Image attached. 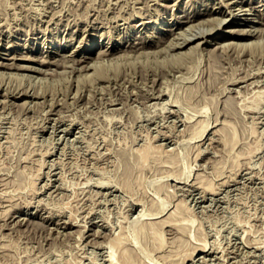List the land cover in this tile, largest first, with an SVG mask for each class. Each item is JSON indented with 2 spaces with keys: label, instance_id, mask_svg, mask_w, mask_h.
<instances>
[{
  "label": "rangeland",
  "instance_id": "374dc122",
  "mask_svg": "<svg viewBox=\"0 0 264 264\" xmlns=\"http://www.w3.org/2000/svg\"><path fill=\"white\" fill-rule=\"evenodd\" d=\"M110 1L0 0V192H6L3 194L5 205L0 202V248L3 249L0 263L109 264L110 250L106 242L119 234L124 237L122 245L128 244L138 253V264H172L174 261L180 264L184 258L187 264H202L203 260V264H264V13L259 15L257 10L251 9L239 13L237 16L249 15L256 19V33L247 38H225L226 29L234 24L226 26L223 17L231 14L236 6L226 5L228 0H113L116 4ZM257 3L264 0L243 2L244 7ZM194 6H206L213 12L205 16L207 26L203 27V36L199 34L200 37L190 43L210 41L201 42L199 48L192 50L199 49L197 53L189 54L188 44L172 49L166 46L179 40L181 31L184 33L176 27L180 22L162 36L163 43L140 48V40L147 38L157 23L166 27L167 21H180L182 10H191ZM208 18L218 24L209 23ZM219 19L223 22L219 23ZM239 27L245 28L243 24L235 25V29ZM101 32L104 33L101 35ZM174 34L179 37L176 39ZM105 39L112 43L120 40L119 53L101 55L96 50L82 62L85 46L89 42H96L97 46ZM222 41L227 42L226 46ZM240 42H246L249 48ZM132 43L134 46L130 45ZM221 43L224 48L218 47ZM46 45H55L59 53L46 55L41 51ZM159 46L170 52H161ZM130 48L134 49H131L133 54ZM179 50L184 60H178L183 57L178 54ZM185 50L188 52L183 54ZM150 53L153 56L148 57ZM21 54H26L27 59ZM93 60L95 66L99 65L97 68L92 65ZM70 61L75 62L69 64ZM177 62L183 63L179 67ZM72 63L76 66L72 67ZM177 67L178 70H174ZM252 79L255 80L251 82ZM260 89H263L262 94ZM143 147L150 148V155L147 153L144 160L139 158L143 157ZM163 157L171 158V162L164 159L169 165L164 164V160L159 161ZM168 169L175 173L172 175ZM180 175L184 179H180ZM124 179L132 184L127 189ZM202 179H207L208 183ZM192 180L195 184L190 182ZM210 181L214 186L209 188L211 191L216 186L214 194L203 192L197 186L206 187ZM12 185L15 189L23 188V192L17 189L13 193ZM7 194L18 197L12 200ZM177 205L184 207V212H177ZM144 210L157 216L151 217ZM170 211L177 213H173L178 216L175 224L182 227L172 225L176 221L173 214H170L172 222L165 217ZM152 219L160 223L166 221L162 225H151L163 229L166 243L163 248H156L157 236L150 227ZM141 224L144 230L138 234L136 229ZM83 228L87 229L85 233ZM3 239L10 249L3 245ZM252 244L258 248L253 245V249ZM198 246L205 247V252L196 255L195 261L189 259ZM166 249H170L171 254ZM192 250L195 253H190ZM162 252L163 257L168 255L165 259L156 256Z\"/></svg>",
  "mask_w": 264,
  "mask_h": 264
},
{
  "label": "bare ground",
  "instance_id": "6f19581e",
  "mask_svg": "<svg viewBox=\"0 0 264 264\" xmlns=\"http://www.w3.org/2000/svg\"><path fill=\"white\" fill-rule=\"evenodd\" d=\"M118 1H119V0H118ZM136 1H138V0H136ZM136 1H135V2H136ZM190 1H191V0H190ZM193 1H195V0H193ZM213 1H215V0H213ZM218 1H220V0H218ZM221 1H222V0H221ZM244 1H245V0H228L227 2H225L226 5H229V4H234V5H236V6L234 7L235 9L232 8V9H233V10H232L233 12H232L231 14H229L227 17H223V18H224V21H227V22L225 23L226 26H230L231 24H234V26H231L229 29H226V30H227V33L225 34V36H226L225 38H227V37H231V36H234V37H240V38H247V37L253 36V35L256 33L255 30H257V28L255 27L256 25L254 26V24H255V22H256V19H255V18H252V17L249 16V15H248L247 17H245V16H244V17H240V16H237V15H238L239 13H242V12L244 13V12H246L248 9H249V10H250V9H251V10H257V12H259V15H262V14L264 13V11H263V10H264V3H257V4L252 5L251 7H250V6H249V7H248V6H247V7H244V4H243ZM108 2H109V1H108ZM110 2H112L113 4L115 3L113 0L110 1ZM116 2H117V0H116ZM147 2H150V1H147ZM154 2H156V1H154ZM180 2H181V1H180ZM186 2H187V1H186ZM191 2H192V1H191ZM199 2H200V1H199ZM201 2L203 3V1H201ZM157 3H158V2H157ZM176 3H177V2H175V4H176ZM187 3H188V2H187ZM209 3H210V1H209ZM211 3H212V2H211ZM218 3H219V2H218ZM221 3H222V2H221ZM223 3H224V2H223ZM107 4H110V3H107ZM115 4H116V3H115ZM192 4H193V3H192ZM206 4H207V3H206ZM173 5H174V3H173ZM190 5H191V4H190ZM190 5H189V6H190ZM194 5H196V4H194ZM200 5H202V4L200 3ZM200 5H199V6H200ZM217 5H218V4H217ZM217 5H215V6H217ZM219 5H220V4H219ZM219 5H218V6H219ZM224 5H225V4H224ZM199 6H194L193 9L191 8V10H188V8L184 9V7H183L182 9H184V10H182V12H181V14H180V21H175V22H173V21L170 19L171 21H169V22L167 21V22H166V25H167L166 27H165V26L163 27V26L160 25V23H157V22H156L157 25H156V27H154V30L151 31V33H150L149 35L145 34V35H147V38H143L142 40H140V38H139L140 43H141L140 48H146V47L149 48V47L152 46V45L155 46L156 43H157V42L160 43V41L163 43V41L160 40V39L162 38V36L165 35L168 31L170 32V30L172 29V26H173L176 22H177V24H178V22H180V26H176V27H178V28L180 27V30L183 29V32H184V33H182V31H181V32H180V39H179V40H176V41H174V36H175V34H174V36H173V41H174V42H170L171 40L169 41V39H166V40H168V42H170V44H168V45L166 44V46L171 47V49H172V48H179V47L182 48L183 46H186V45L188 44L186 49L189 51V54H191L190 52H192L193 54H194V53H197L199 49L196 50L197 52H195V51L193 52L192 50L197 49V47L199 48L200 46H198V45H199L201 42L209 43L210 41L204 39L205 41H204V40H202V41L200 40V41H198V42L196 41V42H197L196 45H193V44H190V43H193L196 39H198V38L200 37V35L203 36V35L201 34V32H203V29H204L203 27H204V25L207 24L206 21H205V20H207V18H206L205 16H206V15H207V16L210 15V13L213 14L212 10L210 11L206 6H204L205 8H201V7H199ZM207 6H208V4H207ZM230 6H232V5H230ZM261 6H263V7H261ZM190 7H191V6H190ZM210 7H211V6H210ZM218 8H219V7H218ZM224 8H225V7H224ZM227 9H228V8H227ZM215 10H216V8H215ZM229 10H230V9H229ZM221 11H222V10H221ZM223 11H224V9H223ZM230 11H231V10H230ZM255 12H256V11H255ZM228 13H229V12H228ZM221 14H222V13H221ZM221 14H220V15H221ZM263 15H264V14H263ZM138 16H140V15H138ZM172 16H173V15H172ZM214 16H215V15H214ZM214 16H213V17H214ZM242 16H243V15H242ZM213 17H210V16H209V18H213ZM221 17H222V16H221ZM221 17H220V18H221ZM171 18H172V17H171ZM209 18H208V21H209ZM218 18H219V17H216V18H213V19H218ZM259 18H260V16H259ZM259 18H258V19H259ZM178 19H179V18H178ZM178 19H176V20H178ZM258 19H257V20H258ZM263 19H264V16H263ZM263 19H262V20H263ZM90 21H91V20H90ZM90 21H89V22H90ZM144 21H145V20H144ZM211 21H212V20H211ZM211 21H209V23H210ZM216 21H217V20H216ZM218 21H219V23H222V22H223V21L220 22V19H219ZM140 22H142V20H140ZM140 22H138V24H139ZM146 22H147V21H146ZM212 22H213V21H212ZM239 22H242V23H239ZM259 22H260V21H259ZM87 23H88V22H86V25H87ZM90 23H91V22H90ZM92 23H93V21H92ZM161 23H162V22H161ZM215 23H217V22H213V24H215ZM260 23H261V22H260ZM263 23H264V20H263ZM142 24H143V23H142ZM144 24H145V23H144ZM146 24H147V23H146ZM217 24H218V23H217ZM238 24H243V25L245 26V28H240V27H239L238 29H237V28L235 29V25H238ZM0 25H1V24H0ZM149 25H150V24H149ZM211 25H212V24H211ZM91 26H92V25H91ZM95 26H97V25H95ZM135 26H136V25H135ZM135 26H134V27H135ZM174 26H175V25H174ZM205 26H207V25H205ZM217 26H218V25H217ZM219 26H220V24H219ZM219 26H218V27H219ZM260 26H261V25H260ZM260 26H259V28H260ZM86 27H87V26H86ZM210 27H212V26H210ZM210 27L208 26V28H210ZM213 27H214V26H213ZM90 28H91V27H90ZM96 28H97V27H96ZM144 28H145V27H144ZM146 28H147V27H146ZM208 28L206 27V30H207ZM215 28H216V25H215V27H214L213 29H215ZM263 28H264V27H263ZM84 29H85V27H84ZM99 29H100V28H99ZM140 29H141V28H140ZM156 29L160 30L161 33L158 34V32H160V31H156ZM0 30H1V29H0ZM100 30H101V29H100ZM222 30H223V29H222ZM224 30H225V29H224ZM259 30H260V29H259ZM139 31H140V30H139ZM174 31H175V30H174ZM174 31H173V32H174ZM208 31H210V30L208 29ZM211 31H213V30H211ZM211 31H210V32H211ZM262 31H263V30H262ZM81 32H82V31H81ZM210 32H209V33H210ZM258 32H259V31H258ZM258 32H257V33H258ZM263 32H264V31H263ZM83 33H84V32H83ZM102 33H104V32H101V35H102ZM205 33H207V32H205ZM205 33H204V34H205ZM260 33H262V32H260ZM171 34H172V33H171ZM178 34H179V33H178ZM199 34H200V35H199ZM86 35H87V34H86ZM97 35H98V33H97ZM104 35H105V34H104ZM222 35H223V34H222ZM10 36H11V34H10ZM10 36H9V37H10ZM32 36H33V35H32ZM84 36H85V35H84ZM111 36H112V35H111ZM176 36H177V35H176ZM176 36H175V37H176ZM92 37H93V36H92ZM103 37H104V36H103ZM112 37H113V36H112ZM140 37H141V36H140ZM142 37H143V36H142ZM178 37H179V36H178ZM178 37H176V39H177ZM220 37H221V36L219 35L218 38H220ZM222 37H223V36H222ZM256 37H257V36H256ZM0 38H1V37H0ZM166 38H167V37H166ZM170 38H171V36H170ZM251 38H252V37H251ZM112 39H113V38H112ZM202 39H203V38H202ZM36 40H37V39H36ZM81 40H82V39H81ZM237 40H238V39H237ZM245 40H246V39H245ZM30 41H31V40H30ZM32 41H33V40H32ZM136 41H137V40H136ZM216 41H217V40H216ZM227 41H228V40H227ZM234 41H235V40H234ZM234 41H231L230 43H233ZM251 41H252V40H250V43H251ZM7 42H8V41H7ZM16 42H18V41H16ZM131 42H132V40H131ZM218 42H219V41H218ZM222 42H223V41H222ZM228 42H229V41H228ZM237 42H238V41H237ZM237 42H236V43H237ZM248 42H249V41H248ZM253 42H254V41H253ZM2 43H3V42H2ZM11 43H12V42H11ZM49 43H50V41H49ZM51 43H52V42H51ZM77 43H79V42H77ZM120 43H121L120 40H117V43H114V42L112 43V41H110V40H107V41H106V39H105V41L101 40V44H98V45L96 46V42H95V44H94V42H89V44L85 46L86 48H85L84 51H83V54H82V56H83L82 62H83V61H86V59L89 58L88 56H90V53H93V52L96 51V50H97L96 53H100L101 55H108V54H111L112 52L115 53V51H117L118 49H120V47H119ZM136 43H137V42H136ZM136 43H135V44H136ZM162 43H161V44H162ZM215 43H216V42H215ZM219 43H220V42H219ZM223 43L225 44V43H227V42H223ZM243 43H244V44H242V43L240 42V44H242V45H245V44H246V46H247V43H246V42H243ZM250 43H249V44H250ZM21 44H22V43H21ZM122 44H123V43H122ZM133 44H134V43H132V44H130V45H133ZM137 44H138V43H137ZM216 44H217V43H216ZM234 44H235V43H234ZM234 44H232V45L230 44V46H234ZM238 44H239V43H238ZM9 45H10V44H9ZM12 45H14V44H12ZM159 45H160V44H159ZM202 45H203V44H202ZM221 45H222V43H221L218 47H219V48H220V47L224 48V46H226V44H225L224 46H221ZM228 45H229V44H228ZM228 45H227L226 48L229 49L230 46L228 47ZM7 46H8V45H7ZM10 46H11V45H10ZM19 46H20V45H19ZM67 46H68V45H67ZM76 46H78V45L76 44ZM133 46H134V45H133ZM154 46H152V47H154ZM164 46H165V43H164ZM235 46H236V44H235ZM249 46H250V45H249ZM23 47H24V46H23ZM127 47H128V46H127ZM136 47H138V46H136ZM159 47H160V46H159ZM240 47H241V46H240ZM240 47L238 46L239 50H240ZM247 47H248V46H247ZM9 48H10V47H9ZM11 48H12V47H11ZM65 48H66V47H65ZM74 48H75V47H74ZM161 48H163V46H161L160 49H161ZM214 48H215V47H214ZM232 48H233V47H232ZM232 48H231V49H232ZM236 48H237V47H236ZM244 48H245V47H244ZM248 48H249V47H248ZM42 49H43V50H41V51H42V52L44 51L45 53H47L46 55L58 54V53H59V50H58L57 47H55V45H46V46H44ZM75 49H76V48H75ZM99 49H100V50H99ZM131 49H133V48H130V51H131ZM135 49H136V48H135ZM137 49H139V48H137ZM153 49H154V48H153ZM168 49L170 50V48H168ZM73 50H74V49L72 48V51H73ZM79 50H80V49H79ZM79 50H78V51H79ZM98 50H99V52H98ZM133 50H134V49H133ZM144 50H147V49H144ZM151 50H152V49H151ZM155 50H156V48H155ZM155 50H153V51H155ZM158 50H159V49H157V51H158ZM165 50L167 51V48L161 49V52H162V51H165ZM187 50H185V51L183 52V54H184L185 52L187 53V52H188ZM202 50H203V49H202ZM217 50H218V48L216 49V51H217ZM224 50L228 51L227 49H223V50L221 49V51H224ZM241 50L243 51V48H241ZM247 50H248V49H247ZM31 51H32V50H31ZM125 51H126V50H125ZM139 51H140V50H139ZM181 51H182V50H179V53H178L179 55H182V54H181V53H182ZM219 51H220V50H219ZM226 51H225V52H226ZM29 52H30V51H29ZM64 52H65V51H64ZM70 52H71V51H70ZM70 52H69V53H70ZM79 52H80V51H79ZM79 52H78V53H79ZM117 52H118V51H117ZM117 52H116V53H117ZM121 52H122V51H120V53H121ZM142 52H143V51H142ZM145 52H148V51H145ZM167 52L169 53L170 51H167ZM172 52H173V51H172ZM176 52H178V51H176ZM176 52H174V53H176ZM200 52H201V51H200ZM225 52H224V53H225ZM40 53H41V52H40ZM40 53H39V54H40ZM45 53H44V56H45ZM74 53H75V52H74ZM118 53H119V52H118ZM122 53H125V52H122ZM122 53H121V54H122ZM127 53H129V52H127ZM139 53H140V54H139ZM148 53H149V52H148ZM154 53H155V52H154ZM158 53H160V52H158ZM164 53H165V52H164ZM243 53H245V52H243ZM41 54H42V53H41ZM61 54L63 55V53H61ZM66 54H67V53H66ZM66 54H65V55H66ZM80 54H81V53H80ZM100 54H99V55H100ZM131 54H133L132 51H131ZM142 54H143V53L138 52V55H139V56L142 55ZM144 54H146V53H144ZM151 54H152V53H150V55L147 54V55H149L148 57L153 56V55H151ZM166 54H167V53H166ZM172 54H173V53H172ZM172 54H169V55H172ZM189 54H188V55H189ZM241 54H242V52H241ZM13 55H14V54H13ZM21 55H22V54H21ZM65 55H64V56H65ZM68 55H70V54H68ZM71 55H72V54H71ZM96 55L99 56L98 54H96ZM101 55H100V57H101ZM112 55H113V53H112ZM118 55H119V54H117V57H119ZM124 55H125V54H124ZM129 55H130V54H129ZM129 55H128V56H129ZM134 55H135V54H134ZM155 55H156V54H154V56H155ZM179 55H178V56H179ZM185 55H186V54H185ZM191 55H192V54H191ZM15 56H16V55H15ZM25 56H26V54H25ZM25 56L22 55V57H24L25 59H27L28 56H27V57H25ZM29 56H30V55H29ZM73 56H74V55H73ZM82 56H81V58H82ZM97 56H96V57H97ZM113 56H114V55H113ZM113 56H112V58H114ZM126 56H127V55H126ZM126 56H124V57H126ZM142 56H143V55H142ZM174 56H175V55H173V57H174ZM178 56H177V57H178ZM182 56H183V55H182ZM189 56H190V55H189ZM189 56H187V57H189ZM9 57H10V56H9ZM12 57H13V56H12ZM19 57H20V56H19ZM31 57H32V58H35V57H33V56H31ZM31 57H30V60L32 59ZM37 57H38V56H37ZM70 57H71V56H70ZM100 57H99V58H100ZM120 57L124 59V57H122V56H120ZM129 57H132V56L130 55ZM134 57H135V56H134ZM136 57H137V54H136ZM144 57H145V56H144ZM170 57H172V56H170ZM180 57H181V56H180ZM180 57H178V60H180V59L184 60V59H185V56H183L182 58H180ZM16 58H17V57H16ZM20 58H21V57H20ZM39 58H41V57H39ZM57 58H58V57H57ZM64 58H66V57H64ZM64 58H62V59L64 60ZM73 58H75V57H73ZM91 58H92V57H91ZM104 58H105V60H107V59H106L107 56H106V57L104 56L103 59H104ZM109 58H110V57H109ZM174 58H175V57H174ZM12 59H13V58H12ZM36 59H37V58H36ZM42 59H43V56H42ZM42 59H40V60H42ZM47 59H48V58H47ZM54 59H55V58H54ZM54 59H53V60H54ZM60 59H61V56H60ZM69 59H70V58H69ZM79 59H80V58H78V60H79ZM175 59H176V58H175ZM33 60H34V59H33ZM37 60H38V59H37ZM40 60H38V61H40ZM44 60H45V59H44ZM58 60H59V59H58ZM58 60H55L54 62H56V61H58ZM63 60H62V61H63ZM65 60H67V59H65ZM71 60H72V59H71ZM78 60H77V61H78ZM87 60H88V59H87ZM96 60H97V61H96ZM105 60H104V61H105ZM112 60H113V59H112ZM114 60H115V59H114ZM116 60H118V59H116ZM182 60H181V61H182ZM35 61H36V60H35ZM95 61H96V62H99L98 59H95ZM107 61H108V60H107ZM107 61H106V62H107ZM1 62H2V61H1ZM48 62H49V61H48ZM50 62H51V61H50ZM50 62H49V63H50ZM58 62H59V63H58ZM58 62H57V63H58V66H59V65L61 66L60 60H59ZM67 62H68V60H67ZM71 62L74 63L75 61H70L69 64H70ZM80 62H81V61H80ZM91 62H92V61H91ZM91 62H88V63L91 64ZM96 62L94 63V60H93V64H92V65L95 66ZM101 62L103 63V61H100V64H101ZM108 62H109V61H108ZM64 63L66 64L65 61H64L62 64L64 65ZM73 63H72V64H73ZM76 63H78V62H76ZM84 63H85V62H84ZM177 63H179V62H177ZM181 63H183V62H181ZM181 63L178 64L179 67H180V65H182ZM2 64H3V63H2ZM2 64H1V65H2ZM8 64H9V63H8ZM12 64L15 65L16 63L14 64V62H12ZM43 64H44V62H43ZM55 64H56V63H55ZM69 64H67V65L70 66ZM72 64H71V66L73 67L75 64H73V65H72ZM86 64H87V62H86ZM4 65H5V63H4ZM13 65H11V63H10V66H13ZM45 65H46V64H45ZM48 65H50V64H48ZM51 65H52V63H51ZM78 65H79V64H78ZM81 65H82V67H83V64H81ZM87 65H89V64H87ZM92 65H90V66H92ZM8 66H9V65H8ZM17 66H19V68H20V65L17 64ZM52 66H53V65H52ZM55 66H56V65H55ZM71 66H70V67H71ZM75 66H76V65H75ZM84 66H85V65H84ZM90 66H89V67H90ZM98 66H99V65L97 64L95 67L97 68ZM5 67H6V65H5ZM26 67H27V66H26ZM31 67H32V66H31ZM31 67L29 66V69H31ZM37 67H38V66H37ZM37 67H36V68H37ZM63 67L66 68V65L63 66ZM72 67H71V68H72ZM80 67H81V66H80ZM82 67H81V68H82ZM182 67L184 68V64H183ZM17 68H18V67H17ZM22 68H23V65H22ZM22 68H21V69H22ZM27 68H28V67H27ZM27 68H25V69H27ZM38 68H40V67H38ZM50 68L52 69L51 66H50ZM68 68H69V67H68ZM86 68H87V67H86ZM170 68H171V67H170ZM172 68H173V67H172ZM29 69H28V70H29ZM40 69H41V68H40ZM51 69H50V70L48 69L49 71H48V70H47V71L51 73V72H52ZM55 69H57V68H55ZM83 69H84V68H83ZM91 69H92V68H91ZM38 70H39V69H38ZM41 70H42V69H41ZM41 70H39V72H40ZM62 70H63V69H62ZM66 70H68V69H65V71H66ZM72 70H73V68H72ZM74 70H76V68H75ZM85 70H86V69H84V71H85ZM94 70H95V69H94ZM174 70H178V67H177L176 69H174ZM174 70H173V71H174ZM45 71H46V70H45ZM47 71H46V72H47ZM65 71H64V72H65ZM68 71H69V70H68ZM68 71H66V72H68ZM78 71H79V73H81L80 70H79V67H78ZM168 71H170V70H168ZM180 71H181V70H180ZM3 72H4V71H3ZM6 72H7V71H6ZM8 72H9V71H8ZM8 72H7V75H8ZM11 72H13V71H11ZM41 72H44V71H41ZM41 72H40V73H41ZM46 72H45V74H46ZM54 72H55V71H54ZM54 72H53V73H54ZM60 72H63V71L60 70ZM75 72H76V71H75ZM174 72H175V71H174ZM4 73H5V72H4ZM14 73H15V72H14ZM71 73H72V72H71ZM79 73H78V74H79ZM86 73H87V71H86ZM86 73H85V74L82 73V74L85 76ZM147 73H148V72H147ZM153 73H154V75H155V72H153ZM157 73H158V72H157ZM157 73H156V74H157ZM171 73H172V72H171ZM176 73H177V72H176ZM1 74H2V73H1ZM5 74H6V73H5ZM11 74H12V73H11ZM11 74H9V75H11ZM22 74H23V73H22ZM35 74H36V73H35ZM48 74H49V73H48ZM145 74H146V73H145ZM159 74H160V73H159ZM173 74H174V73H173ZM25 75L28 76V75H30V74H28V75L25 74ZM253 75H254V74H253ZM255 75H256V74H255ZM257 75H258V74H257ZM22 76H23V75H22ZM34 76H35V75H34ZM43 76H44V75H43ZM24 77H25V76H24ZM97 77L99 78L98 75H97L95 78L97 79ZM100 77L102 78V76H100ZM250 77H251V76H250ZM250 77H248V78H250ZM257 77H258V76H257ZM32 78H33V76H32ZM101 78H100V79H101ZM103 79H104V78H103ZM106 79H107V78H106ZM106 79H105V80H106ZM245 79H246V78H245ZM256 79H257V78H256ZM94 80H95V79H94ZM254 80H255V79H254ZM254 80L252 79V81H251V80H250V81L253 82ZM258 80H259V77H258ZM258 80H257V81H258ZM260 80H261V79H260ZM108 81H109V80H108ZM261 81H262V80H261ZM97 82H98V81H97ZM258 82H259V81H258ZM255 83H256V82H255ZM261 83H262V82H261ZM246 84H247V83H246ZM248 84H249V83H248ZM257 84H258V83H257ZM257 84H256V85H257ZM259 84H260V83H259ZM260 86H262V85H260ZM232 89H233V88H232ZM234 89H235V88H234ZM234 89H233V90H234ZM27 90H28V89H27ZM229 90H230V89H229ZM262 90H263V89H262ZM262 90H261V89L259 90L260 94L264 93V90H263V92L261 93ZM3 91H4V90H3ZM13 91H14V90H13ZM17 91H18V90H17ZM257 91H258V90H257ZM9 92H10V91H9ZM11 92H12V91H11ZM23 92H24V90H23ZM26 92H27V91H26ZM32 92H35V91H32ZM157 92H158V91H157ZM159 92H160V91H159ZM1 93H2V92H1ZM3 93H4V92H3ZM3 93H2V94H3ZM12 93H13V92H12ZM14 93H15V92H14ZM20 93H21V92H20ZM37 93H38L37 95H39V92H37ZM75 93H76V91H75ZM161 93H162V92H161ZM161 93H160V94H161ZM2 94H1V95H2ZM7 94H8V92H7ZM7 94H6V95H7ZM23 94H24V93H23ZM26 94H28V93H26ZM30 94H31V95L33 94V96L36 95V94H34V93H31V92H30ZM3 95H4V94H3ZM10 95H11V94H10ZM14 95H15V94H14ZM14 95H13V96H14ZM151 95L153 96V94H151ZM157 95H158V94H157ZM161 95H162V94H161ZM163 95H164V94H163ZM16 96H17V95H16ZM22 96H23V95H22ZM33 96H32V97H33ZM42 96H43V95H42ZM78 96H79V95H78ZM78 96H77V98H79ZM80 96H81V95H80ZM147 96H148V95H147ZM5 97H8V96H5ZM32 97H31V98H32ZM37 97H39V96H37ZM155 97H156V96H155ZM160 97H161V96H160ZM162 97H163V96H162ZM23 98H24V97H23ZM152 98H153V97H152ZM36 99H37V98H36ZM158 99H159V98H158ZM7 100H9V99H7ZM26 100H27V99H25V101H26ZM31 100H32V99H31ZM154 100H155V99H154ZM9 101H10V100H9ZM32 101H33V100H32ZM32 101H31V102H32ZM111 101H112V100H111ZM146 101H147V100H146ZM7 102H8V101H7ZM34 102H35V101H34ZM36 102H37V101H36ZM111 103H112V102H111ZM111 103H109V104H111ZM113 103H115V102H113ZM25 104H27V103L25 102ZM24 107H25V106H24ZM28 107H29V106H28ZM173 112H174V111H173ZM173 114H174V113H173ZM180 118H181V117H180ZM182 119H184V118H182ZM182 119H181V120H182ZM182 121H183V120H182ZM186 121H187V120H186ZM186 121H185V122H186ZM180 123H181V122H180ZM182 123L185 124L184 122H182ZM70 124H71V123H70ZM53 125H54V124H53ZM53 125H52V126H53ZM70 126H71V125H70ZM187 126H188V123H187ZM184 127H185V126H184ZM184 127H183V128H184ZM56 128H57V127H56ZM64 128L67 129V127H63V129H64ZM68 128H69V127H68ZM58 129H60V128H58ZM63 129H61L62 132H63ZM66 129H65V130H66ZM71 129H72V128H71ZM180 129H182V128H180ZM184 129H185V128H184ZM54 130H55V129H54ZM56 130H57V129H56ZM69 131H70V130H69ZM71 131H72V130H71ZM64 132H65V131H64ZM163 135L165 136V134H163ZM162 138H163V137H162ZM164 143H165V142H164ZM165 144H166V143H165ZM148 146H149V145H148ZM146 147H147V146H146ZM146 147H143V148H144L143 150H145V151L142 150V154H143V155L141 154V152L139 153V154H141V155L143 156V157H139V158H143V160L146 159V158L150 155V153L148 152V151L150 150V148H149V147L146 148ZM147 149H148V150H147ZM161 150H162V152H163V149H162V148H161ZM140 151H141V150H140ZM48 153H49V152H48ZM147 153H148V156H147ZM48 155H49V154H48ZM158 158H160V157H158ZM161 158H162V157H161ZM164 159H168V158H166V157L164 158V157H163V159H162V160L159 159V161L164 162V161H165ZM170 159H171V158H170ZM170 159H168V160H170ZM163 160H164V161H163ZM166 161H167V160H166ZM166 161H165L164 164H166ZM170 162H171V160H170ZM160 164H162V163L160 162ZM166 165H169V164H166ZM166 165H165V170L167 171V169H166L167 166H166ZM162 167H163V166H162ZM168 168H169V167H168ZM168 170H169V172L171 171V169H168ZM171 172H173V173H171L172 175L175 173L174 171H171ZM168 174H169V173H168ZM181 174H182V173H181ZM197 174H198V173H197ZM169 175H170V174H169ZM198 175H199V174H198ZM198 175H197V176H198ZM186 176H187V175H186ZM186 176L184 175V177H186ZM195 176H196V175H195ZM187 177H188V176H187ZM182 178H183V177L180 175V179H182ZM193 178H195V177H193ZM198 178H199V176H198ZM198 178L196 177V179H198ZM3 179H4V178H3ZM125 179H126V178H125ZM125 179H124V180H125ZM171 179H172V178H171ZM175 179H176V178H175ZM183 179H184V178H183ZM199 179H200V178H199ZM199 179H198V180H199ZM124 180H122V181L124 182ZM198 180H197V181H198ZM200 180H201V179H200ZM202 180L206 182L207 179H206V180H205V179H202ZM1 181H2V178H1ZM1 181H0V185L2 184ZM125 181L128 183V185H127V183H124V184H123V182H122V184H123V185H127V186H128V187L126 186V189H127V188H129L131 182H130V184H129L128 180H125ZM173 181H174V180H173ZM181 181H182V180H181ZM181 181H180V182H181ZM193 181H194V180H192V181H190V182H192V183L195 184V181H194V182H193ZM203 181H201V182H203ZM207 181H208V180H207ZM182 182H183V181H182ZM201 182H198V183L204 185V183H201ZM210 182H211V181H210ZM210 182H209V184H210ZM4 183H5V182H4ZM6 183L9 184V182H6ZM10 183H12V182H10ZM15 183H16V182H14V185H15ZM176 183H177V182H176ZM176 183H175V184H176ZM206 183H208V182H206ZM217 183H218V182H217ZM7 184H4L6 188L9 186V185H7ZM48 184L50 185V183H48ZM209 184H208L206 187L203 186V187H204V188H203L202 186H199V185H197V183H196V185H197L198 187H200V188H202V189L204 190L203 192H207V191L209 192V191H210L211 193H213V192L216 190V186H215V188H212V189H214V191H211V189H209V188H211V187L213 186V185H212V182H211L210 186H209ZM6 185H7V186H6ZM18 185H19V184H18ZM131 185H132V184H131ZM205 185H206V184H205ZM211 185H212V186H211ZM214 185H215V184H214ZM12 186H13V185H12ZM12 186H11V187H12ZM16 186H17V185H16ZM19 186H20V185H19ZM19 186H18V187H19ZM44 186H45V185H44ZM47 186H48V185H46V187H47ZM20 187H21V186H20ZM20 187L15 189V187L13 186L14 190H12L13 188L10 189V190H11V191H14L13 193H15V190H17V189H20V190H21V189H22V192H23V188H20ZM123 187H124V186H123ZM213 187H214V186H213ZM0 188H1V187H0ZM2 188L4 189V187H2ZM8 188H9V187H8ZM180 188H181V187H180ZM182 188H185V187H182ZM187 188H189V187H187ZM196 188H197V187H196ZM3 189H2V190H3ZM55 189H56V188H55ZM194 189H195V188H194ZM8 190H9V189H8ZM20 190H19V191H20ZM183 190H184V189H183ZM189 190H190V189H189ZM206 190H207V191H206ZM6 191H7V190H6ZM52 191H53V190H52ZM52 191H51V192H52ZM197 191H200V189L197 190ZM216 191H217V190H216ZM1 192H2V191H1ZM1 192H0V195L2 194V198H0V202H1V203H4V201L6 200V198H3V196H4L3 194H4L5 191H4L3 193H1ZM8 192H9V191H7V193H8ZM34 192H35V191H34ZM51 192H50V193H51ZM5 193H6V192H5ZM11 193H12V192H11ZM11 193H10V194H11ZM16 193H17V192H16ZM18 193H19V192H18ZM35 193H38V192L36 191ZM35 193H34L33 195H35ZM187 193H188V192H187ZM196 193H197V192H196ZM20 194H22V193H20ZM20 194H18V195H20ZM191 194H192V193H191ZM205 194H206V193H205ZM207 194H208V193H207ZM213 194H214V193H213ZM13 195H14V194H12L11 197H9L8 194H7L8 197H7L6 195H5V196H6L7 198H12ZM16 195H17V194H16ZM202 195H203V193H202ZM202 195H200V197H202ZM211 196H212V195H211ZM16 197H18V196H16ZM16 197H15V198H16ZM204 197H205V195H204ZM208 197H209V196H208ZM15 198L13 197L12 200L15 199ZM200 199H201V198H200ZM204 199H205V198H204ZM9 200H11V199H8V201H9ZM2 201H3V202H2ZM7 203H8V202H7ZM13 204H14V203H13ZM13 204H12V206H13ZM1 205H2V204H1ZM4 205H5V203H4ZM6 205H7V204H6ZM7 206H8V205H7ZM7 206H6V207H7ZM28 206H29V205H28ZM28 206H27V207H28ZM180 206H181V205H179V207H178V205L176 206V207L179 209V211H177V212H179V213H181V212L184 210V209H183L184 207L182 208V207H180ZM9 207H10V206H9ZM9 207H8V208H9ZM132 207H133V206H132ZM0 208H1V207H0ZM29 208H30V207H29ZM36 208H37V207H36ZM133 208H134V207H133ZM133 208H132V210H133ZM27 209H28V208H27ZM182 209H183V210H182ZM37 210H38V209H37ZM148 210H149V209H148ZM24 211H25V210H24ZM26 211H27V210H26ZM155 211H156V210H155ZM158 211H160V210H157L156 212H158ZM21 212H23V211H21ZM29 212H31V211H29ZM142 212H143V211H142ZM151 212H152V211H151ZM153 212H154V211H153ZM156 212H155V213H156ZM170 212H171V211H170ZM183 212H184V211H183ZM14 213H15V212H14ZM14 213H13V214H14ZM32 213H33V212H32ZM144 213H145V210H144ZM146 213H147V212H146ZM146 213H145V214H146ZM173 213H175V212H173ZM173 213H172V212H171V213L168 212L167 215H169V216H165V217L170 218V221H171V222H172V220H171L172 217H173L174 219H176V221H174V222L172 223V225H175V227H177V225H180V224H177V225L175 224V223L178 222V221H177L178 218H176V217H178V216L175 217V215H177V213H175V215H174ZM179 213H178V215H179ZM0 214H1V213H0ZM13 214H12V215H13ZM38 214H39V212H38ZM170 214H171V215L173 214V216L171 217ZM183 214H184V213H183ZM26 215H27V214H26ZM141 215H142V214H141ZM147 215H150V216H151V215H153V214H149V213H147ZM155 215H156V214H155ZM155 215H153V216H155ZM0 216H1V215H0ZM18 216H19V215H18ZM21 216H22V215H21ZM145 216H146V215H145ZM150 216H147V217H150ZM153 216H151V217H153ZM156 216H157V215H156ZM158 216H159V215H158ZM180 216H181V218L183 217L182 215H180ZM180 216H179V217H180ZM13 217H15V216H13ZM19 217H20V216H19ZM29 217H30V216H29ZM138 217H140V216H138ZM142 217H144V216H142ZM165 217H163V218H164V219H167V218H165ZM27 218H28V217H27ZM40 218H41V217H40ZM43 218H44V217H43ZM183 218H185V217H183ZM186 218H188V217H186ZM186 218H185V219H186ZM18 219H19V218H18ZM20 219H22V218H20ZM68 219H69V218H68ZM143 219H144V218H143ZM174 219H173V220H174ZM188 219H190V218H188ZM188 219H187V220H188ZM8 220H9V219H8ZM25 220H26V219H25ZM46 220H47V219H46ZM149 220H150V218H149ZM159 220H161V219H159ZM183 220H184V219H181V221H183ZM2 221H3V220H2ZM4 221H6V220H4ZM13 221H14V220H13ZM16 221H17V218H16ZM16 221H15V222H16ZM20 221H21V220H20ZM20 221H19V222H20ZM23 221H24V219H23ZM23 221H22V223H23ZM28 221H29V220H28ZM44 221H45V220H44ZM44 221H43V222H44ZM50 221H51V220H50ZM54 221H55V220H54ZM59 221H60V220H59ZM59 221H57V222H59ZM61 221H62V220H61ZM64 221H65V220H64ZM144 221H147V220H144ZM161 221H162V220H161ZM181 221H180V222H181ZM7 222H8V221H7ZM15 222H14V223H15ZM92 222H93V221H92ZM147 222H148V221H147ZM149 222H150V221H149ZM149 222H148V223H149ZM167 222L170 223L169 220H168ZM8 223H10V222H8ZM27 223H28V222H27ZM53 223H54V222H53ZM63 223H64V222H63ZM71 223H72V222H71ZM144 223H145V222H144ZM150 223H151V224H150ZM150 223H149V224H150V227L152 228L153 226H151V225H155V223H160V222H159V221L156 222L155 220L152 219ZM163 223H166V221L164 220V221H162L160 224L162 225ZM181 223H183V222H181ZM23 224H24V223H23ZM25 224H26V223H25ZM48 224H49V221H48ZM56 224H57V223H56ZM67 224H68V222H67ZM67 224H66V226H67ZM75 224H76V223L74 222V225H75ZM92 224H93V223H92ZM3 225H4V224H3ZM7 225H8V224H7ZM9 225H10V224H9ZM12 225H13V224H12ZM53 225H54V224H53ZM62 225H63V224H62ZM71 225H72V224H71ZM71 225H70V226H71ZM85 225H87V224H85ZM85 225H84V227H85ZM156 225H157V224H156ZM164 225H165V224H164ZM168 225H169V224H168ZM172 225H170V226H172ZM14 226H15V224H14ZM19 226H20V225H19ZM25 226H27V224H26ZM54 226H55V225H54ZM70 226H69V227H70ZM77 226H78V225H77ZM100 226H101V225H100ZM75 227H76V225H75ZM143 227H144V224H141L140 226H138L137 229H136V232H138V234H139L140 231L142 232V229L144 230ZM179 227H182V225H180ZM179 227H178V228H179ZM0 228H2V227L0 226ZM5 228H6V225H5ZM7 228H8V227H7ZM9 228H11V225H10ZM16 228H17V226H16ZM53 228H54V227H53ZM85 228H86V227H85ZM91 228H93V227H91ZM168 228H169V227H168ZM178 228H176V229H178ZM184 228H186V227H184ZM11 229H12V228H11ZM13 229H14V228H13ZM50 229H52V228H50ZM152 229L155 231V234H156L155 237L157 236V237H156L157 239H155V240L158 241V242L155 241L156 243H158V245H157L156 243L153 242L154 244H156V245L158 246V247H156V246H155V247H156V248H163V246H165V244H166V243L163 242V241H164L163 239H165V237L163 236V232H164L163 229H159V228H152ZM155 229H157V230H155ZM170 229H171V228H170ZM170 229H167V230L170 231ZM173 229H174V228H173ZM180 229H181V228H180ZM182 229H183V228H182ZM0 230H1V229H0ZM82 230H83V232H84V231H86L87 229L84 230V228H83ZM82 230H80V232H81ZM97 230H99V229H97ZM52 231H53V230H52ZM99 231H100V230H99ZM175 231H176V230H175ZM188 231H189V230H188ZM57 232H58V230H57ZM64 232H65V231H64ZM64 232H63V233H64ZM68 232H69V231H68ZM78 232H79V231H78ZM80 232H79V233H80ZM95 232H96V231H95ZM95 232H93V233H95ZM97 232H98V231H97ZM166 232H167V231H166ZM170 232H171V231H170ZM172 232H173V231H172ZM177 232H178V231H177ZM177 232H176V233H177ZM81 233H82V232H81ZM84 233H85V232H84ZM91 233H92V232H91ZM108 233H109V232H108ZM108 233H107L106 235H108ZM143 233H144V231H143ZM180 233H182V232H180ZM98 234H99V232H98ZM102 234H104V233H102ZM109 234H110V233H109ZM114 234H116V233H114ZM173 234H174V233H173ZM91 235H92V234H91ZM100 235H101V234H100ZM112 235H113V234H112ZM112 235H111V236H112ZM120 235H121V234H120ZM176 235H179V234H176ZM176 235L172 236V237L175 238V240H176ZM89 236H90V234H89ZM114 236H115V237H112V238L109 237L110 239H109L108 236H107V238L110 240V241L106 242V243H108V246H109V247H108V246L106 245V246L108 247L107 250H110V251H108V253H109V254H108L109 258H108V259H110V260H109V261H110L109 264H138V263H137V261L139 260V259L137 258V256H138L137 254H138V253H136V251H134V248L132 247V248H133V250H132V249L130 248V245H129V246H127L128 244H127V245H122V241L124 240V237L121 238V237L119 236V234H118V237H116V235H114ZM122 236H124V235H122ZM180 236H181V235H180ZM80 237H82V235H81ZM91 237H92V236H91ZM105 237H106V236H105ZM105 237H104V238H105ZM144 237H145V236H144ZM194 237L196 238V235H195ZM101 238H103V236H102ZM174 238L171 239V242L174 240ZM197 238H198V237H197ZM96 239H97V237H96ZM105 239H106V238H105ZM3 240H4V239H3ZM3 240H2V241H3ZM106 240H107V239H106ZM126 240H128V239H126ZM126 240H125V241H126ZM95 241H96V240H95ZM99 241H100V240H99ZM99 241H97V242H99ZM4 242H5V240H4ZM4 242H3V243H4ZM169 242H170V241H169ZM3 243H2V244H3ZM94 243H95V242H94ZM101 243H102V240H101ZM101 243H100V245H101ZM103 243H104V241H103ZM103 243H102V246H103ZM125 243H127V242H125ZM125 243L123 242V244H125ZM163 243H164V244H163ZM195 243H196V242H195ZM198 243H199V242H198ZM200 243H201V242H200ZM203 243H204V242H203ZM0 244H1V243H0ZM6 244H7V242H5L3 245H5V247L7 248ZM95 244H96V243H95ZM162 244H163V245H162ZM3 245H1L2 248H4ZM100 245H99V246H100ZM104 245H105V244H104ZM170 245H171V243H170ZM193 245H194V244H193ZM196 245H197V243H196ZM196 245H195V246H196ZM200 245H202V244H200ZM247 245H249V244L246 243V246H247ZM253 245L256 246L255 248H258V246H257L256 244H252V248L254 247ZM96 246H97V245H96ZM152 246H154V245L152 244ZM171 246H172V245H171ZM204 246L207 247L206 243L204 244ZM107 247H106V248H107ZM169 247H170V246H169ZM205 247H202V246L194 247L196 253H195L193 250L190 251V253H191V252H192V253L194 252L195 254H193V255H191V256L189 255V257H191V258H189V257H188V258L191 259V260H194V258H195L196 255H198V254L200 255V253L205 252V249H204ZM97 248H98V247H97ZM110 248H111V249H110ZM210 248H211V247H210ZM8 249H10L9 246H8L7 250H8ZM102 249H103V248H102ZM152 249H155V248H152ZM253 249H254V248H253ZM0 250H1V248H0ZM2 250H3V249H2ZM2 250H1V251H2ZM4 250H5V249H4ZM141 250H142V249H141ZM157 250H159V249H157ZM166 250H167V249H166ZM166 250H163V251L165 252ZM168 250L170 251V249H168ZM168 250H167V253H170V254H171V251L169 252ZM159 251H162V250L160 249ZM210 251H213V250H210ZM9 252H10V251H9ZM9 252H8V253H9ZM104 252H106V251H104ZM134 252H135V253H134ZM140 252H141V251H140ZM142 252H144V251H142ZM142 252H141V253H142ZM155 252H156V251H155ZM213 252H214V251H213ZM141 253H140V254H141ZM1 254H4V252H2ZM5 254H7V252H5ZM105 254H106V253H105ZM164 254H165V253H164ZM212 254H213V253H212ZM7 255H10V254H7ZM100 255H101V254H100ZM158 255H161V256H162V255H163V252H162V254H160V253H159V254H156V256H158ZM199 255H198V256H199ZM202 255H203V254H202ZM213 255H214V254H213ZM104 256H105V255H104ZM167 256H168V255H167ZM167 256H165V257H167ZM170 256H171V255H170ZM214 256H215V255H214ZM1 257H2V256H1ZM3 257H4V255H3ZM7 257H9V256H7ZM138 257H139V256H138ZM165 257L162 256L163 259H165ZM5 258H6V257H5ZM201 258H202V256H201ZM208 258L210 259V257H208ZM215 258H216V256H215ZM218 258H220V257L218 256ZM180 259H183V258H180ZM180 259H179V260H180ZM189 259H188V260H189ZM196 259H197V257H196ZM199 259H200V257H199ZM203 259H204V258H203ZM105 260H106V259H105ZM184 260H185V258H184ZM184 260H183V261L181 260V261H182V262L180 261L181 263H180L179 261H178V262H179L180 264H187L188 262H187V261H184ZM200 260H202V259H200ZM223 260H225V259H223ZM106 261H107V260H106ZM194 261H195V260H194ZM203 261H204V260H203ZM203 261H202V264H203ZM226 261H228V260H226ZM107 262H108V261H107ZM167 262H169V261H167ZM172 262H173V260H172ZM174 262H175V261H174ZM174 262H173L172 264H174ZM189 262H190V261H189ZM192 262H193V261H192ZM206 262H207V260H206ZM206 262H205V263H206ZM170 263H171V262H170ZM0 264H1V263H0ZM9 264H10V263H9ZM13 264H14V263H13ZM139 264H140V263H139ZM166 264H168V263H166ZM177 264H178V263H177ZM192 264H193V263H192ZM195 264H196V263H195ZM222 264H223V263H222ZM226 264H227V263H226Z\"/></svg>",
  "mask_w": 264,
  "mask_h": 264
}]
</instances>
